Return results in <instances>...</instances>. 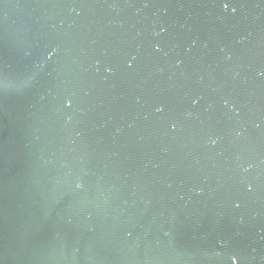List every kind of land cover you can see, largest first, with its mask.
<instances>
[{
    "label": "water",
    "instance_id": "obj_1",
    "mask_svg": "<svg viewBox=\"0 0 264 264\" xmlns=\"http://www.w3.org/2000/svg\"><path fill=\"white\" fill-rule=\"evenodd\" d=\"M0 264H264V0H0Z\"/></svg>",
    "mask_w": 264,
    "mask_h": 264
},
{
    "label": "snow or ice",
    "instance_id": "obj_2",
    "mask_svg": "<svg viewBox=\"0 0 264 264\" xmlns=\"http://www.w3.org/2000/svg\"><path fill=\"white\" fill-rule=\"evenodd\" d=\"M228 5L227 4H225V7H227Z\"/></svg>",
    "mask_w": 264,
    "mask_h": 264
}]
</instances>
